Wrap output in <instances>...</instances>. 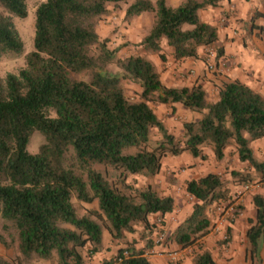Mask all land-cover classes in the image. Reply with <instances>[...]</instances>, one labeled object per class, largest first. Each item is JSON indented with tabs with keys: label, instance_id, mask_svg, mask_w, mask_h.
Wrapping results in <instances>:
<instances>
[{
	"label": "trees",
	"instance_id": "1",
	"mask_svg": "<svg viewBox=\"0 0 264 264\" xmlns=\"http://www.w3.org/2000/svg\"><path fill=\"white\" fill-rule=\"evenodd\" d=\"M127 1V19L153 13L139 44L158 52L160 60L162 38L173 60L197 58L199 46L216 40V27L200 20L198 12L223 0H180L174 7L164 0L37 4L32 50L15 73L0 77V228L8 236L0 233V242L5 247L14 244L17 251L11 259L0 255V264H85V258L102 249L103 225L109 239L124 247L99 264H153L144 256L153 243L135 247L125 233H133L136 226L150 231L149 216L173 210V198L147 181L159 172L166 155L186 152L204 159L202 148L207 146L219 161L232 142L237 160L264 180V163L250 147L251 141L264 137V95L231 80L220 83L216 98L208 101L200 84L165 86L154 64L143 56L117 57L106 37H98L97 21L107 13L108 3ZM260 2L261 10L254 11L250 21L261 18L257 30L264 32V0ZM0 9V55L17 53L22 43L11 16L26 15L24 0H0ZM220 54L216 49L215 57ZM109 64L119 73L109 71ZM122 81L139 88L135 98L125 93ZM173 102L199 114L196 120L182 121L180 141L149 105ZM34 130L44 141L30 154L25 145ZM137 176L145 179L143 185L135 184ZM230 178L241 183L253 177L248 171H232ZM184 189L194 201L169 238L180 248L197 245L190 264H216L200 239L211 225L207 209L228 200L229 190L211 171L186 180ZM72 198L95 200L96 208L77 215ZM251 203L253 218L244 231L250 264L259 260L264 240V197L254 193Z\"/></svg>",
	"mask_w": 264,
	"mask_h": 264
},
{
	"label": "rangeland",
	"instance_id": "2",
	"mask_svg": "<svg viewBox=\"0 0 264 264\" xmlns=\"http://www.w3.org/2000/svg\"><path fill=\"white\" fill-rule=\"evenodd\" d=\"M41 1L43 0H24L26 15L23 18L11 16L14 27L22 43V49L17 53L7 51L0 55V77H3L8 72L15 73L20 67L23 66L25 54L32 50L34 9ZM253 1L255 2V4L249 11L248 16H246L247 20L242 26V29L246 30L248 26H251L257 34L259 33L257 30V25H263L262 19L255 18L253 21H250V17L254 13V11L261 10V2L260 0ZM128 2L129 1H127L126 3L119 2L115 5L112 3L107 4V13L101 15L97 21L96 32L98 34V37H106L108 47L115 49V55L119 58H123L130 54H136L143 56L149 60L152 56V58L157 57L156 59L161 62L159 68L164 67L166 58L163 54L162 55L164 57V60H160L158 57V52L147 51L143 46L139 44V41L131 42L125 39L126 31L124 29H126L131 22L132 26H130L129 32L134 35H141V30H145L146 28L150 27L153 21V13L151 12H142L138 15L129 17L128 19L125 18L124 9ZM0 11L2 10L0 9ZM233 11L234 10L232 9L229 10L232 17L235 16ZM161 51L162 49L160 48V52ZM208 56L209 52H206L204 65L208 71L213 72L216 69L214 67L216 64L214 62V59L208 60ZM209 64L213 65V68H209ZM107 69L111 72L119 73V69L115 66V64L107 65ZM218 85L215 89H207V96L209 98L213 96L212 92H217ZM122 86L125 93L129 97H136L139 88L135 84L129 83L127 81H122ZM208 101H210V99ZM149 104L152 105L154 103ZM193 113L198 116L196 118L198 119L199 114L196 112ZM172 119V124H169L166 129L170 133H172L174 138L178 141L182 139V121H188V119L196 120L192 117L188 118L186 112L181 113L179 111H176V109L173 111ZM150 135L153 139L156 138L155 129L151 130ZM43 141V135L39 131H32L25 145V151L30 154L35 153L38 146ZM250 147L255 158L264 163V137L251 141ZM202 152L205 155L204 159H201L199 157H191L186 152H182L181 154L176 156L166 155L161 158V166L159 172L153 178H150L147 181L155 183L158 187L159 192L162 194H175L181 200V203L180 205L178 204V206L174 204L173 210L170 213L163 215L162 217L157 215L149 216L148 223L151 225L150 231L148 230V228L143 229L141 226H136L135 231L133 233H125V237L128 241H133L132 244L135 247H141L145 245L147 241H151L152 243V239L156 232H158V230L163 231L166 236V239L163 240L162 244L163 249L174 250L180 253L181 258L176 264H187L186 261L184 262V259L186 257H190L191 261L192 255L197 251V245L194 244L189 247L180 248L169 238V235L171 234L177 223L182 221L188 214L189 210L191 209V204L194 201V199L189 194H187L184 189L185 181L191 178L199 177L200 175L211 171L217 173L225 181L226 187L229 190V199L224 202L212 204L210 205V208L207 209V215L211 223L209 231L212 234L211 237L213 240V247H211V250L209 252L212 257H215V252H218L220 254L221 252L227 253L228 250L234 252L236 251V259L240 261L241 256L245 254L244 260H246L247 264H250V260L248 258L246 250L247 241L245 239V236L243 241L241 234L244 233L247 227V220L250 219V217L253 218L251 196L254 193H260L264 197V180H261L259 176H256L252 171V168L247 165V163L239 162L237 160L235 146L232 142H230V144L225 147L224 156L219 161H216L213 158L209 147H203ZM232 171H248L253 178L252 180L246 182L236 183V181H232L230 178ZM144 181L145 179L142 177H135L136 185H143ZM244 183L250 184L249 189L244 190L241 188ZM71 202L73 207L75 208L77 215H81L88 209L96 208L95 200L90 203H84L76 200L75 198H72ZM229 207L232 208V211L228 210ZM241 212L246 213L245 217L243 216L244 218L239 215ZM1 222L2 219L0 218V224ZM236 223H238L239 230L237 233H233V228H231V225ZM227 228L229 229L228 231ZM0 233L5 239H8L7 234L3 232L1 228ZM102 237L105 245V247L102 246V248L104 247V251H102V254L104 256L102 258H98L96 264H99L101 260L115 256L118 247H124V244H121L116 240L109 239V235L104 228V225ZM200 244L204 246L202 238L200 239ZM151 247L152 246H150L149 248L147 247L144 252L148 251ZM214 247L217 248V251H213ZM16 252L17 251L14 244L10 245L9 247H5L0 242L1 256L11 259L16 255ZM161 259H163V262L165 264H168L165 258ZM85 260L87 262L90 259ZM148 260L154 263V257H150L148 258ZM38 261L40 262L41 260ZM34 262L32 264H34ZM252 264H264V240L260 242L259 260L253 261Z\"/></svg>",
	"mask_w": 264,
	"mask_h": 264
},
{
	"label": "crops",
	"instance_id": "3",
	"mask_svg": "<svg viewBox=\"0 0 264 264\" xmlns=\"http://www.w3.org/2000/svg\"><path fill=\"white\" fill-rule=\"evenodd\" d=\"M165 4L171 7L176 6L180 0H164ZM255 2L253 0H223L215 7H209L204 10H199L198 16L203 22L209 23L216 27V40L208 46H199L197 48V58H182L173 60L171 52L172 49L166 45L165 39H161L160 48L162 54L166 58L164 67H160L161 62L155 57L149 59L159 74L160 81L165 86L182 87L191 86L192 84H200L206 93V99L210 101L216 98L215 91L213 96H207V89H215L222 81L238 80L247 85L252 90L264 95V32L255 33V30L248 26L246 30L242 26L246 22V16L253 8ZM234 10L235 16H231L229 10ZM130 26H127L125 39L131 42H138L145 35L148 28L141 30V35H134L130 33ZM216 49H219L221 54L215 57ZM164 52V53H163ZM206 52H209L208 60L215 62V70L208 71L204 65ZM157 56V55H156ZM213 57V58H212ZM208 97V98H207ZM150 105V104H149ZM158 118L161 119L165 127L172 124L173 111L186 112L189 117L196 119L198 116L186 109L178 102L169 104L154 103L150 105ZM189 120V119H188ZM174 200V204L180 205L181 200L175 195L169 193ZM181 208V207H180ZM182 212V211H181ZM244 212L239 215L245 217ZM240 217V218H241ZM243 217V218H244ZM251 218V217H250ZM219 226V225H217ZM233 233L238 232V223L231 225ZM211 232L209 231L202 237L203 248L211 250L213 247ZM103 236V235H102ZM244 241V233L241 234ZM244 245V242H243ZM102 246L105 247L102 237ZM104 247L100 252L92 255L90 258H85L89 261L85 264H96L98 258L104 255ZM213 251H217L214 247ZM212 251V252H213ZM214 253V252H213ZM245 253V252H244ZM236 251L228 250L224 253L215 252V257H212L216 264H247L244 256H241L240 261L236 259ZM223 257V258H222ZM190 264V257H186L184 262ZM240 263H239V262ZM34 264H52L48 261H35ZM153 264H165L163 259L154 257Z\"/></svg>",
	"mask_w": 264,
	"mask_h": 264
},
{
	"label": "built area",
	"instance_id": "4",
	"mask_svg": "<svg viewBox=\"0 0 264 264\" xmlns=\"http://www.w3.org/2000/svg\"><path fill=\"white\" fill-rule=\"evenodd\" d=\"M208 66L209 68H213V65L211 64H209ZM249 187L250 184L244 183L241 188L245 190V189H249ZM228 210L232 211V208L229 207ZM164 238H165V234L163 233V231L158 230V232H156V234L152 239V243H153L152 247L148 251L144 252V256L146 258H150V257L165 258L168 264H176L181 258L180 253L174 250L163 249L161 245ZM123 254H125V251L123 252Z\"/></svg>",
	"mask_w": 264,
	"mask_h": 264
}]
</instances>
